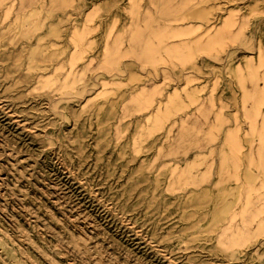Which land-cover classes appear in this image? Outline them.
I'll return each mask as SVG.
<instances>
[{"label": "rangeland", "instance_id": "374dc122", "mask_svg": "<svg viewBox=\"0 0 264 264\" xmlns=\"http://www.w3.org/2000/svg\"><path fill=\"white\" fill-rule=\"evenodd\" d=\"M0 264H264V0H0Z\"/></svg>", "mask_w": 264, "mask_h": 264}]
</instances>
